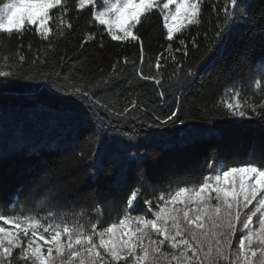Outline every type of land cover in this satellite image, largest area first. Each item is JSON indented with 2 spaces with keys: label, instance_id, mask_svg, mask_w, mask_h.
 Here are the masks:
<instances>
[{
  "label": "trees",
  "instance_id": "1",
  "mask_svg": "<svg viewBox=\"0 0 264 264\" xmlns=\"http://www.w3.org/2000/svg\"><path fill=\"white\" fill-rule=\"evenodd\" d=\"M4 1L0 0V6ZM213 2L207 0L203 5L202 25L190 27L182 36L178 34L180 38L188 42L207 30L210 20L213 25L216 23ZM215 2L219 10L223 0ZM242 3L247 8L243 18L238 13L223 46L198 66V76L183 88L179 87L183 73L179 74L180 81L168 79L167 74L172 71L170 60L163 70L164 82L159 89L151 81L140 80L135 75L136 71H142L144 75L154 76L156 56L160 53L167 56L165 48L169 42L164 38L162 20L156 16L139 29L144 47L143 63L139 59L138 43L111 41L106 34L102 40L97 36L81 48L84 34L95 31L87 11L78 18L74 12L71 14L73 28L66 38L58 41L55 51L48 52L44 64L37 61L33 66L31 61L34 52L41 46L46 47L48 42L35 34H26L22 52L27 61L22 71L33 75L34 80L11 79L5 87L4 78H0V155L3 156L0 158V209L9 214V206L15 204L17 208L38 209L44 215L49 210L71 214L82 208L92 213L98 206L103 209L106 226L137 184L142 186L143 198L154 203L162 193L201 180L208 174L207 163L213 157L223 158L232 166L243 161L251 149L255 148L258 153L264 150V122L255 118H225L210 107L233 84L241 87L245 95L250 94L252 89L248 86L256 75L254 66L264 61V0H242ZM29 42L32 50L27 47ZM20 43L13 39L7 47L0 45V55L14 51ZM198 43L199 50L188 43L187 58L176 53L178 59H184L187 65L198 61L207 44L203 35L198 36ZM176 47H179L178 39L173 42V48ZM123 57L132 63L123 65ZM117 60L126 71L110 87L96 88V98L106 103L118 102L117 107H122L125 100L136 98L141 105L163 114L175 106L174 97L179 96L180 118L185 124L142 127L145 121L151 122V112L137 110L134 113L137 119H130L127 125H120L113 117L112 126H106L103 142L97 144L98 137L91 135L94 125L85 105L63 95V91L107 77ZM43 71L59 73L55 79L62 92H56L51 84L40 79L39 73ZM158 90L166 93L163 100L156 94ZM204 105L210 109L207 116ZM131 125L136 126V138L130 145L126 141L122 143L120 129L123 127L132 135ZM13 143L21 145V150L8 151ZM146 207L141 202L133 214H143ZM239 236L238 232L235 242Z\"/></svg>",
  "mask_w": 264,
  "mask_h": 264
},
{
  "label": "snow or ice",
  "instance_id": "2",
  "mask_svg": "<svg viewBox=\"0 0 264 264\" xmlns=\"http://www.w3.org/2000/svg\"><path fill=\"white\" fill-rule=\"evenodd\" d=\"M206 2L7 0L0 6V45L7 47L13 39L21 43L14 51L0 55V78H4L5 87L11 79L33 81V75L22 71L27 61L22 52L23 37L32 33L48 42L46 47L41 46L34 52L31 61L33 66L37 61L44 64L48 52L55 51L58 41L66 38L73 28L71 14L74 12L78 18L87 11L95 31L84 34L81 48L97 36L102 40L106 34L111 41L138 43L141 63L144 47L139 29L153 16L162 20L164 38L169 42L165 48L167 56L164 53L156 56L154 76L144 75L142 71H136L135 75L140 80L151 81L159 89L164 82L163 70L170 60L172 71L167 74L168 79L180 81L179 74L183 73V82L179 84L183 88L198 76V66L223 46L238 13L243 18L247 11L242 0H223L219 10L214 0L211 7L216 23L213 25L210 20L207 30L186 42L180 36L190 27L202 25ZM200 35L207 41L204 53L198 61L187 65L176 53L187 58L188 43L199 50ZM177 39L179 47L173 48ZM27 47L32 50V43L29 42ZM122 63L126 66L132 61L123 57ZM120 64L119 60L114 62L107 77L101 76L94 83H81L70 91H63V95L74 97L85 105L94 125L91 135L98 137L97 144L103 142L106 126H112L113 117L120 125H127L130 119H137L134 115L137 110L151 112V122L145 121L142 127L166 128L176 123L185 124L180 118L179 96L174 97L175 106L163 114L141 105L136 98L125 100L122 107H117L118 102L106 103L96 98V88L110 87L126 71ZM149 66L153 67L151 63ZM254 71L256 75L248 86L252 89L250 94L245 95L241 87L233 84L211 103V109L225 118H255L264 122V61L258 67L254 66ZM58 76L55 71L39 73L43 82L51 84L60 93L62 88L55 79ZM156 94L161 100L166 95L162 90ZM203 107L207 116L210 109L207 105ZM131 128L133 134L129 135L121 127L122 143L126 141L130 145L135 140L136 126L131 125ZM21 147L13 143L8 151L15 153ZM207 169L208 174L196 183L178 186L156 197L155 207L152 200L143 198L142 186L137 184L106 226L103 209L98 206L92 213L82 208L71 214L49 210L44 215L38 209L17 208L15 204L9 206V214L0 209V264H264V150L258 153L253 148L243 161L232 166L223 158L213 157L207 163ZM141 202L146 209L143 214L134 215ZM41 207H44L43 201ZM238 232L240 236L235 242Z\"/></svg>",
  "mask_w": 264,
  "mask_h": 264
},
{
  "label": "rangeland",
  "instance_id": "3",
  "mask_svg": "<svg viewBox=\"0 0 264 264\" xmlns=\"http://www.w3.org/2000/svg\"><path fill=\"white\" fill-rule=\"evenodd\" d=\"M7 2V0H5L3 3H2V5L4 4V3H6ZM1 5V6H2ZM155 204H156V201L153 203V207H155Z\"/></svg>",
  "mask_w": 264,
  "mask_h": 264
}]
</instances>
